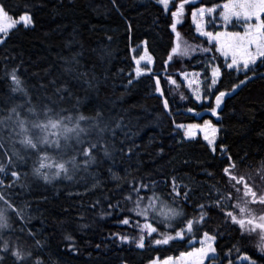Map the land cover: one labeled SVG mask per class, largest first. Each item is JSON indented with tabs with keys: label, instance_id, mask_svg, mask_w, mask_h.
<instances>
[{
	"label": "trees",
	"instance_id": "trees-1",
	"mask_svg": "<svg viewBox=\"0 0 264 264\" xmlns=\"http://www.w3.org/2000/svg\"><path fill=\"white\" fill-rule=\"evenodd\" d=\"M3 3L16 20L28 5L34 23L29 28L17 25L3 38L6 43L0 44V114H6L14 104H21L24 105L19 109L22 116L31 118L26 98L20 93H11L10 77L5 76V66L9 71L16 67L34 101L38 93L44 94L39 84L55 80L57 86L67 83L72 92L71 96L64 93V100L57 107V111L60 108L68 110L63 115L94 116L99 110L112 127L119 121L122 126L115 130L114 139L117 148L123 150L114 153V164L105 161L101 167L92 166L88 171L72 174L71 179L59 177L50 183L32 175V159L20 163L18 171L21 175L16 186L11 191L0 187V191L11 195L15 204L32 217L29 227L35 232V239L42 241V247H33L35 240L28 237L27 229L24 233H5L4 238L15 242L19 237V243L26 248L32 247L34 258L38 256L45 264L50 260L54 264H147L187 251V242L153 245L149 239L145 249H138L134 243L122 244L112 236L120 233L138 237L135 225L145 221L135 217L134 213L119 209L113 212L109 207L117 200L121 201L122 208L134 206L124 201L133 185L124 183L118 188L109 167L122 177L128 169L131 172L128 180L135 178L134 184H139L143 178L148 184L153 180L161 182V188L165 180L170 184L172 176L182 184L194 178L192 204L186 208L189 214L193 213L196 204L207 202L203 194L209 193L213 185L222 192H231L233 204L242 203L235 190L227 186L226 178L221 179L228 155L237 162V174L251 177L254 180L249 179V183H255L257 189L264 192L263 180L256 175L264 162V76L261 75L264 66L234 93L232 84L239 83L243 74L232 72L229 75L225 71L217 88L231 94L225 96L217 109L218 115L213 117L210 108L215 105V95L207 94L208 102L199 105L179 80L183 72L201 73V90L205 96L206 60L202 55L184 60L175 57L165 71L164 62L168 60L174 39L169 27L171 14L165 13L153 0H3ZM204 3L211 6L212 0H204ZM199 6L200 0H196V7ZM190 13L191 8H186L178 31L189 43L203 42L208 46L194 35ZM145 41L153 57L151 75L134 80L132 55L136 54L131 51ZM74 53H81L76 57L79 64L75 67L77 71L87 72L86 78L75 79L76 73L64 71L69 66L65 60L70 62ZM212 54L209 52L207 56ZM214 63L223 64V60L219 57ZM93 76L96 86L90 87L86 80ZM153 76L160 79L161 96L156 95ZM168 76L175 79L179 87L170 84ZM208 76L207 83H210V70ZM130 77L132 85H128ZM52 90L53 86L49 85L47 93L51 94ZM182 94L185 99H181ZM165 100L169 103L167 110ZM188 108L194 111L188 112ZM204 120H210L218 129L214 153L200 139L184 140L182 132L175 127L176 124L201 125ZM108 138L112 139L111 133ZM221 148L226 151L222 153ZM52 150L55 149H49ZM10 180L7 178L5 183ZM97 181L99 186L93 188ZM211 194L215 195V192ZM141 195H151V192L144 189ZM132 198L135 201V193ZM250 207L257 215L264 212V207L258 204ZM227 210L238 214V209ZM125 217L130 218L129 225L120 223ZM222 221L223 215L217 210L204 225V230L210 233L219 230L215 243L221 255L238 245L240 252L233 250L230 259L236 262L238 257L248 255L257 264H264V255L257 250L255 235L245 233L242 236L238 225H231L229 221L225 227ZM149 222L155 225V221ZM80 225L87 227L81 229ZM159 230L165 231L163 224L159 225ZM66 234L73 240H66ZM152 238H157L156 234ZM72 247L77 250H70Z\"/></svg>",
	"mask_w": 264,
	"mask_h": 264
},
{
	"label": "snow or ice",
	"instance_id": "snow-or-ice-1",
	"mask_svg": "<svg viewBox=\"0 0 264 264\" xmlns=\"http://www.w3.org/2000/svg\"><path fill=\"white\" fill-rule=\"evenodd\" d=\"M153 3L162 6L165 13L170 12L171 23L169 25L171 33L174 34V39L171 41L172 47L168 54V60L164 62L165 71L170 66L169 62L175 57H190L194 52H200L206 60L204 71V82L206 90L204 99L207 94L215 95V105L210 108L211 115H218L217 109L221 107L225 96L231 93L217 88L218 83L222 82V76L225 71L229 75L232 72L243 74V79L239 83L232 84V92L234 93L241 85L250 82L256 75L257 69L264 66V0H223L218 3L217 0H212L211 6H206L204 0H200V6L196 7V0H153ZM174 8L175 10H172ZM186 8H191V20L195 26V32L198 37H204L207 40V45L203 42L200 44L189 43L182 37V33L178 31V25H181L185 18ZM28 5H25V10L19 15L18 20L11 16L3 3L0 0V33L7 36L9 30L15 29L17 24L22 23L25 28L33 25L34 19L32 14L27 10ZM218 13V16H217ZM206 25L222 26L225 30H207ZM233 27L239 25L243 31H228V26ZM109 39H111L109 37ZM6 43V40L0 39V44ZM147 45V42H144ZM214 49V51H213ZM209 52L213 54L207 56ZM216 54H219L217 56ZM81 53H74L72 60H65L68 67L65 72L76 73L75 79L87 77V72L77 71L75 65L79 64L76 59ZM224 58L223 64L214 63L219 59ZM136 68L135 76L137 78L144 75L146 72H151V68L141 67V62L146 65L153 63V57L149 54L147 46L143 53L138 57H134ZM210 70V83L208 71ZM5 76L10 77L11 93H20L26 98L28 105V116H22L19 109L24 107L21 104H14L7 109L6 114H0V187L11 191L17 181L20 179L21 173L18 171L20 163H25L32 159L33 164L31 173L34 177L42 179L45 183H50L61 176L66 179H71L72 174L78 171H88L92 166L101 167L105 161L115 163L114 153L123 151L118 149L115 143V130L122 125L119 121L115 127H112L109 121L105 120L101 111L97 110L94 116H85L83 114L63 115L67 109L57 107L60 101L64 100V93L72 95L67 83L57 86L55 80H50L48 84L40 83L39 89L44 93H39L33 97L27 91L18 75V68L14 67L11 71L5 66ZM47 69L45 73H47ZM251 73V75H250ZM185 79L188 74L182 73ZM199 77L201 73H194ZM264 76V73L261 74ZM155 79V90L161 92L160 79L153 76ZM168 82L177 85V81L171 76L167 77ZM95 76L91 80H86L90 87L96 86L93 82ZM199 80H188L189 88L193 84H199ZM133 84V79H128V85ZM52 85L51 94L47 93L48 86ZM36 86L34 85L33 88ZM127 87V86H126ZM179 87V85H177ZM192 95L197 102L202 99L201 89L197 87L193 90ZM181 99H185L183 94ZM77 104L80 100L77 99ZM164 108H169L167 100L164 101ZM2 111V110H0ZM188 112H193V108H188ZM177 129H183L184 140H195L196 132L199 130L203 133V140L207 142L209 148L215 152L217 149L216 133L217 128L213 126L210 120H204L203 125L191 123L187 126L176 124ZM108 133H111L112 139L108 138ZM123 143V141H121ZM17 145H20L17 148ZM55 149V151H49ZM131 149H129V152ZM226 149L221 148V152ZM35 154V159H33ZM6 161V162H5ZM187 163V162H186ZM112 180L117 182V187H121L124 183L132 184L128 195L124 197L127 203H133L131 208L120 207L121 201L117 200L115 204H109V207L115 212L119 209L120 212L134 213L135 217H142L143 224L137 223L135 227L138 229V237H132L127 234L113 233L123 243H134L136 248L145 249L147 241L151 239L153 245H168L170 242H192L199 237V247L192 246L190 251H185L180 254L179 258L173 259L168 257L163 261V264H236L230 259V254L233 250L240 252L238 245H233L232 249L221 255L216 245L217 237L220 234L219 230L215 233H210L204 230V225L211 219V213L219 211L223 215V225L228 227L229 221L231 225H238L242 236L252 233H257L259 243L257 245L259 251L264 254V214L257 215L250 205L258 204L264 207V192L259 191L255 183L250 184L249 179L237 174V162L231 155L226 158V166L223 167L222 180L226 178L228 187L235 190L241 202L233 204L232 193L222 192L215 185L210 187L209 193H204L207 202L196 204L193 208V213L189 214L186 210L192 204L193 188L191 186L194 178H190L189 183H180L176 176L161 182L153 180L151 184L144 183L143 178L139 184H134L129 181L128 177L131 172L125 169L124 176L118 175L108 169ZM11 180L5 183V179L9 176ZM212 175V173H207ZM27 175V174H25ZM258 175L264 178V162ZM99 186V181L92 185L93 188ZM242 186V195L241 193ZM147 189L151 195H141V191ZM215 192V195L211 193ZM132 193H135V201H133ZM145 200L147 203H145ZM229 208L238 209V214L234 211L227 210ZM151 213V215H150ZM198 213V215L196 214ZM32 217L18 207L11 195H5L0 191V264H45V261L36 256L32 247H23L19 243V237L14 242L10 238H4V234H11L19 231L24 233L27 229L29 238L35 240L33 247L41 248L42 241L35 239V232L29 227ZM155 221V225L152 222ZM123 225L130 224V218L125 217L120 221ZM163 224L165 231L159 230V225ZM18 225V228L15 227ZM81 229L87 225H80ZM258 230V232H257ZM156 234L157 238H152ZM65 239L72 241L70 234L65 235ZM100 245H97L99 248ZM70 250L76 251L74 247ZM241 264H257L248 255L239 257ZM49 264H54L51 260ZM150 264H160L159 260L150 261Z\"/></svg>",
	"mask_w": 264,
	"mask_h": 264
},
{
	"label": "rangeland",
	"instance_id": "rangeland-1",
	"mask_svg": "<svg viewBox=\"0 0 264 264\" xmlns=\"http://www.w3.org/2000/svg\"><path fill=\"white\" fill-rule=\"evenodd\" d=\"M190 23H191V26H192V28H193V32H194V35L195 36H197L198 37V34L195 32V26L193 25V23H192V20H191V13H190ZM217 16H218V13H217ZM17 25H22L23 26V24L22 23H19V24H17ZM24 27V26H23ZM206 29L207 30H210V31H212V30H216V31H222V30H225L222 26H216V25H206ZM12 30V29H11ZM11 30H9V32L11 31ZM227 30L228 31H243V29L241 28V27H239V25H237V26H235V27H233V26H231V25H229L228 26V28H227ZM5 37V35L4 34H2V33H0V39H3ZM198 38H200V39H202L203 41H205L206 42V44H207V40H206V38H204V37H198ZM144 48H145V43H141L136 49H134V50H132L131 52H132V54H136V55H132V62H133V71H132V77H133V79L134 80H136V79H139V78H141V77H143V76H149V75H151V72H146L144 75H142L141 77H139V78H137L136 76H135V68H136V64H135V60H134V57H136V58H138L142 53H143V51H144ZM196 55H202L200 52H194V53H192V55L190 56V57H184V58H180V57H176V60H184V59H190V58H192V57H194V56H196ZM219 55V54H218ZM222 60H223V62H224V58L223 57H220ZM152 66H153V63L151 64V65H146V63L144 62V61H142L141 62V67H144V68H148V67H150L151 68V70H152ZM183 73H187L188 74V77H187V79H185L184 78V76L182 75V73H180V75H179V80H180V82L182 83V85H183V87H184V89H185V91L189 94V96L193 99V101L194 102H196L197 104H203V103H207L208 102V100L207 99H204L203 98V93H202V90H201V96H202V99H201V101L200 102H197L196 100H195V98H194V96L192 95V92H193V90H195L197 87H199L200 89H201V86H202V81H201V79H200V76L199 77H197V76H195L194 75V73H197V72H194V71H188V72H183ZM235 73V72H234ZM235 74H238V73H235ZM242 74V73H241ZM188 80H199V81H201V83H199V84H193L192 86H191V88H189V85H188ZM156 95L157 96H161V93H157L156 92ZM201 125H203V123L201 124ZM185 126H187V125H185ZM181 132H182V134L184 135V130L183 129H179ZM217 135H218V129H217V133H216V140H217ZM196 139H200L201 141H203L206 145H207V142L206 141H204L203 140V133L202 132H200L199 130H197V132H196V138H195V140ZM187 141H190V140H187ZM216 145V144H215ZM208 146V145H207ZM210 149V151L212 152V153H214L213 151H212V149L211 148H209ZM52 151H55V150H52ZM258 177H260L258 174H256ZM62 178H64L63 176H61ZM7 178H9V179H11V177H10V174H9V176L7 177ZM6 178V179H7ZM261 178V177H260ZM5 179V180H6ZM252 180H254V179H252ZM263 180V181H262ZM261 181H262V183H264V178H262L261 179ZM241 188H242V186H241ZM262 191V190H261ZM241 193H242V189H241ZM240 195H242V194H240ZM238 199H239V197H238ZM260 214H264V212L263 213H260ZM260 214H258V215H260ZM257 232H258V230H257ZM253 235H255V237L258 239V243H259V236L257 235V233H252ZM186 246H187V248H188V250L187 251H190L191 250V247L192 246H195V247H199V239H195L193 242H192V244H189L188 242H187V244H186ZM258 251H259V249H257ZM260 252V251H259ZM181 254V253H180ZM180 254H178L176 257H172L173 259H176V258H179L180 257ZM260 254H262L261 252H260ZM262 255H264V254H262ZM167 258H165V259H162V260H159L160 261V264H163V261L164 260H166ZM154 260H158V259H154ZM236 263L237 264H241V261H240V259H239V257L236 259ZM147 264H150V262L149 263H147ZM243 264H247V262L245 261V262H243Z\"/></svg>",
	"mask_w": 264,
	"mask_h": 264
}]
</instances>
